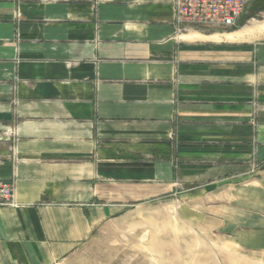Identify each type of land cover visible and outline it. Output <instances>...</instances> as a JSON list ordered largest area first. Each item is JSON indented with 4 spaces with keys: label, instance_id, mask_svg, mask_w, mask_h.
Wrapping results in <instances>:
<instances>
[{
    "label": "crops",
    "instance_id": "0c3cea01",
    "mask_svg": "<svg viewBox=\"0 0 264 264\" xmlns=\"http://www.w3.org/2000/svg\"><path fill=\"white\" fill-rule=\"evenodd\" d=\"M171 2L0 0V264H63L154 203L175 254L264 264V41L183 39L229 32Z\"/></svg>",
    "mask_w": 264,
    "mask_h": 264
},
{
    "label": "rangeland",
    "instance_id": "374dc122",
    "mask_svg": "<svg viewBox=\"0 0 264 264\" xmlns=\"http://www.w3.org/2000/svg\"><path fill=\"white\" fill-rule=\"evenodd\" d=\"M252 1L254 0L247 2L246 10L240 19L242 25L232 31H240L264 23V0H256L255 6L250 8ZM232 31L220 30L219 32ZM246 39L252 43L262 42L264 32L255 33ZM250 166L248 174L250 176L257 174L259 169L252 164ZM173 214L172 206L154 203L145 214L149 216V223L131 227L122 222L111 227H102L95 239L87 241L84 247L66 259L63 264H201V261L204 264H210V260L212 264H221L217 249L215 247L212 249L210 245L205 247L206 253H202L201 256H197L199 247L194 248L197 253L192 255L175 254L174 246L178 241L173 239L174 225L166 224L163 229L162 225L152 221L157 217H171ZM137 215L140 213H132L134 217ZM184 229L183 227L182 230ZM125 233H128V236ZM228 246V248L223 247V250L228 252V264H240V250L231 245ZM222 259L224 261L226 258Z\"/></svg>",
    "mask_w": 264,
    "mask_h": 264
},
{
    "label": "built area",
    "instance_id": "2783aa9c",
    "mask_svg": "<svg viewBox=\"0 0 264 264\" xmlns=\"http://www.w3.org/2000/svg\"><path fill=\"white\" fill-rule=\"evenodd\" d=\"M248 0H172L176 29L186 23L207 31L236 29ZM12 183L0 182V205H11Z\"/></svg>",
    "mask_w": 264,
    "mask_h": 264
},
{
    "label": "bare ground",
    "instance_id": "6f19581e",
    "mask_svg": "<svg viewBox=\"0 0 264 264\" xmlns=\"http://www.w3.org/2000/svg\"><path fill=\"white\" fill-rule=\"evenodd\" d=\"M264 32V23L259 24L258 26L252 28H246L240 31H234L229 33L213 34L211 36H202L199 33H191L187 36H182L183 39H207L219 42L221 40H228V41H238L244 40L248 36H251L255 33H263Z\"/></svg>",
    "mask_w": 264,
    "mask_h": 264
},
{
    "label": "trees",
    "instance_id": "16d2710c",
    "mask_svg": "<svg viewBox=\"0 0 264 264\" xmlns=\"http://www.w3.org/2000/svg\"><path fill=\"white\" fill-rule=\"evenodd\" d=\"M256 3H257L256 0L252 1L251 5H250V8H251L252 6L254 7ZM263 5H264V1H263ZM241 25H242V23H241V21H239L238 26H241ZM232 30H234V29H228V31H232Z\"/></svg>",
    "mask_w": 264,
    "mask_h": 264
}]
</instances>
